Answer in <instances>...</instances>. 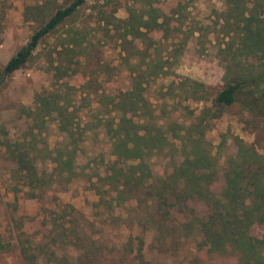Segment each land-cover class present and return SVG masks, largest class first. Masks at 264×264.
<instances>
[{
	"label": "rangeland",
	"instance_id": "obj_1",
	"mask_svg": "<svg viewBox=\"0 0 264 264\" xmlns=\"http://www.w3.org/2000/svg\"><path fill=\"white\" fill-rule=\"evenodd\" d=\"M68 1L0 0V69L39 28L41 20ZM180 3L186 7L177 12ZM223 3L224 0H159L158 7L166 10L170 19V32L149 35L147 47L140 40L123 41L117 35L121 31H109L107 35L103 29L100 10L125 19L127 10L137 6L135 0H88L70 24L46 37L26 66L9 78L0 91V264H24L21 249L39 253L40 246L46 250V255L41 253L40 257L48 259L54 253L66 257L67 264H77L75 257L87 248L94 255L89 264H135L138 238L144 241L143 254L151 264H237L232 256L207 255L205 250H199L198 236L186 239L174 233L159 241L165 235L155 234L152 228L141 233L138 218L148 217L150 210L144 205L138 208L134 200L121 204L111 201L115 193L101 180L114 160L104 127L107 120L118 122L119 113L111 102L131 90L138 74L135 70H145V64L151 61L163 68L159 75L146 71L142 84L151 121L169 137L165 130L170 123L188 127L205 119L203 140L216 161L218 174L213 184L215 193L223 186V170L227 160L236 154L237 141L264 153V116L254 115L240 104L224 109L218 118H211L208 112L213 110L212 98L223 87L224 63L217 47ZM69 27L84 31L85 51L75 58L67 75L56 80L50 63L62 65L63 70L69 65L56 54ZM185 80L204 85L205 93L197 95L207 99L196 100L197 95L191 94ZM43 92L57 93L70 106L76 129L73 138L58 130L56 120L48 119L38 129L27 118V111L35 107V95ZM140 116L137 113L129 117L143 125ZM5 138L32 143L37 149L32 153L36 167L48 175H56L57 170L44 158L46 149L55 151L76 143L77 176L69 183L53 176L42 198H30L14 163L8 159ZM172 142L178 148L166 147L149 154L148 165L156 177L169 174L182 160L183 144ZM193 208L199 217L206 216L201 202L193 203Z\"/></svg>",
	"mask_w": 264,
	"mask_h": 264
},
{
	"label": "trees",
	"instance_id": "obj_2",
	"mask_svg": "<svg viewBox=\"0 0 264 264\" xmlns=\"http://www.w3.org/2000/svg\"><path fill=\"white\" fill-rule=\"evenodd\" d=\"M87 1L69 0L46 20H41L39 28L0 69V91L13 74L26 66L39 44L70 24ZM136 4L127 10L125 19L116 18L112 11L100 10L104 19L103 29L107 35L109 31L113 34L121 31L117 35L123 41L127 38L140 40L150 47L149 35L158 31L163 35L169 33L170 19L166 10L158 7L159 0H135ZM185 7L182 3L178 4L177 12ZM220 12L219 21L222 23L217 47L224 63L223 87L212 98L213 110L208 112L211 118H218L224 109L240 104L250 113L264 116V0H224ZM65 33L66 37L60 42V50H56V54L59 60L69 65L63 70L62 65L50 63L56 80L65 77L66 71L76 62L75 58L85 51L84 31L69 27ZM149 63L145 64V70H135L138 74L133 79L131 90L122 94L116 102H111L113 109L119 113L118 122L110 119L104 124L114 160L101 180L115 193L111 201L121 204L134 200L138 208L142 205L147 207L150 215L138 218V229L144 234L152 228L155 234L165 235L159 237V241L174 233L186 239L198 236V249L205 250L207 255L232 256L237 264H264V153L259 154L237 141L236 154L233 159L227 160L223 170V186L219 193H215L213 184L218 174L216 161L203 140L207 129L205 119L188 127L170 123L165 130L169 137L164 135L163 128L151 121V112L142 95L146 71H152L153 75L163 73L158 72L163 71L161 66L152 61V64ZM185 81L193 96L205 93L204 85ZM195 99L201 101L207 98L197 95ZM34 106L26 113L34 128L40 129L48 119H53L57 121L61 133L74 137L73 113L57 93L35 95ZM137 113L142 115L143 125L129 117ZM3 135L6 137V134ZM172 140L183 144L182 160L169 174L156 177L148 165L149 154L161 152L166 147L178 148ZM3 145L22 185L29 190L30 198H42L50 186L49 178L53 176L64 178L68 183L77 176L75 158L78 147L74 142L55 151L46 149L47 157L44 158L55 165L56 175L38 171L32 157L37 149L32 143L12 142L5 138ZM195 202L204 204L206 216L196 214L193 208ZM254 231L260 232L259 235L253 234ZM138 241L140 247L136 250L134 263L151 264L143 254L144 241L139 238ZM41 253H46L43 246H40L39 253L28 248L21 249L24 264L69 262L66 257L54 253L45 259L40 257ZM74 260L78 261L77 264H89L94 255L87 248Z\"/></svg>",
	"mask_w": 264,
	"mask_h": 264
}]
</instances>
